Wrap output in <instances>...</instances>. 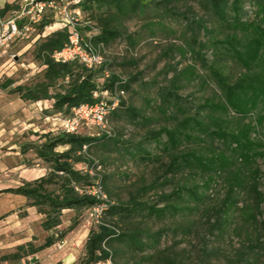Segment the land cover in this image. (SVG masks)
Segmentation results:
<instances>
[{
    "label": "rangeland",
    "instance_id": "1",
    "mask_svg": "<svg viewBox=\"0 0 264 264\" xmlns=\"http://www.w3.org/2000/svg\"><path fill=\"white\" fill-rule=\"evenodd\" d=\"M264 1V0H263ZM11 0H0L3 7ZM141 11L112 16L106 7L81 9V22L89 21L91 27L82 26L85 35L101 30L103 24L116 28L120 35L100 44L98 51L108 65L99 75L114 73L123 80V102L139 112L134 120L123 108L108 117L111 136L94 142L86 150V159L95 161L93 168L77 163L74 167L88 171L95 177L92 194L102 195L111 203H128L130 200L147 206L162 207L159 195L169 194L179 188V197L171 203L179 205V211L170 210L160 218L149 217L146 210L135 212L130 219L119 224L121 233H129L139 227L143 246L136 248L129 242H115L117 264H264L261 244L264 243V201L255 208L251 191L250 170L256 174L258 191L264 196V157L257 158L251 166L240 160L223 170L214 172L194 164H184L176 171L166 173L171 154L193 151L204 161L211 157L213 149L232 155L227 146L196 129L185 132L196 135L194 139H183L175 148H170L162 135L153 141L150 133L161 128L174 129L186 116H194L204 122L210 116H219L228 130H236L239 124L250 122L255 126L251 138L264 143V121L255 125L260 111L257 109L243 118L231 110L227 113L210 112L203 106L207 101L222 100L210 67L235 80L244 69L235 62L220 42L230 33L197 0H151L145 2ZM158 3V4H157ZM241 18L245 22L260 21L255 0H242ZM167 6L168 14L163 10ZM18 4H10L14 10ZM233 18V14L229 13ZM49 20V19H48ZM49 33L28 50L10 45L4 53L0 51V189L15 188L26 180L31 181L45 164L34 153L39 135L58 132L60 118L66 114L40 112L38 106H27L17 93V86H33L42 80L37 72L39 61L34 56L36 45L59 31L56 21ZM255 70H264L260 65ZM67 81V80H66ZM11 83L4 88V85ZM102 78H98V83ZM52 92V89L49 90ZM104 95L102 100H107ZM41 101V100H39ZM38 102V101H37ZM95 127L85 128L79 134L96 137ZM66 148L59 146L57 152ZM38 160V161H37ZM240 171L243 184L229 190L231 176ZM158 177V180H156ZM102 178L104 181H100ZM190 190H196L193 197ZM1 193V192H0ZM0 209L12 207V211L0 216L5 223L13 214V222L2 223L0 238L3 249L16 237L28 236L35 246L44 242L48 233L40 227L39 216L26 210L24 199L14 194L0 195ZM247 208V209H246ZM253 210L254 222L246 220L244 210ZM75 213L65 210L61 215L63 230L71 223ZM104 218L103 209H86L78 215L74 235L55 243L54 247L37 253L24 261L13 264H79L84 256V244L89 230ZM4 225V226H3ZM97 264H112L110 261Z\"/></svg>",
    "mask_w": 264,
    "mask_h": 264
},
{
    "label": "trees",
    "instance_id": "2",
    "mask_svg": "<svg viewBox=\"0 0 264 264\" xmlns=\"http://www.w3.org/2000/svg\"><path fill=\"white\" fill-rule=\"evenodd\" d=\"M143 1L151 2V0H84L80 8L82 9L83 6L84 8H91L94 5L97 9L106 7L107 12L111 13L112 16L116 14L125 15L128 12L141 11L144 7ZM197 1L221 24L227 26L230 33L220 42L232 59L244 69L243 73L231 81L217 67H210V72L216 81L222 100L207 101L203 107L214 113H227L231 110L243 118L258 109L260 114L255 125H261L264 121V70H255L254 68L260 65L264 66V1L255 0L258 7L257 16H260L258 22L242 20V0ZM9 9L10 5L6 4L0 15L3 16ZM163 10L166 13L168 10V14H171L166 5ZM230 12L233 14V18L230 17ZM50 24L51 20L43 21L38 26V30L41 32L44 27ZM119 35V31L109 27L108 22L103 24L101 30H98L91 37L90 43L99 47L100 44L107 43ZM66 38L67 28H63L36 45L34 56L39 61V65L46 66L42 71V80L31 87L19 85L11 92L17 93L20 99L24 101L53 100L51 112L68 116L72 108L81 104L98 102L100 98L93 97L95 91L113 93L115 90L126 89L123 80L114 73H109L105 77L98 76V74L104 73V69L108 65L105 61L93 69H87L78 62H54L51 59V54L63 47ZM99 77L102 78L101 83H98ZM10 85L9 82L4 85V88ZM50 89L52 92L49 91ZM119 108H123L126 114L134 120L139 116V112L133 107L126 106L123 99H120L118 107L110 115H115V111ZM224 124L225 122L219 116H210L207 122L194 116H186L174 129L163 127L150 133V138L153 141L164 135L170 148H175L179 143H182L183 139L192 140L196 138V135L185 132L189 129H196L209 137L211 141H222L232 153L229 156L214 148L207 161H204L201 155L193 151L171 154L165 174L180 169L184 164L189 165L191 163L214 172L227 168L236 160L251 166L255 159L264 157L263 141L251 138L255 126L250 122L241 123L236 130L230 131ZM110 136L111 134L99 133L94 137L61 131L48 132L38 136L43 141L34 147V153L36 158L45 164L47 173L35 180L22 182L15 188H7L1 192L24 197L26 205L34 207L36 212L42 215L43 220L40 222V227L48 235L39 246H35L32 241L18 245L13 253L2 256V260H19L26 256H34L44 248L62 241L78 225L80 212L86 209L101 208L104 218H101L96 226L89 230L84 244V256L79 264H97L108 261L117 264L115 263L116 249L113 246L114 243L129 242L134 247L141 248L143 246L141 235L146 232L135 227L129 233H121L119 231L121 222L130 219L137 211L146 210L149 217L160 218L170 210L174 212L180 210L179 205L170 202L172 197L180 196L179 188L169 194L159 195L160 202L164 204L159 208L154 205L145 206L134 199L128 203L114 204L102 199V195L90 192L95 182V177L90 174V169L94 167L95 161L85 158V149L90 150L94 142L104 141ZM59 146L66 149L57 152L56 148ZM77 163L85 164L90 169L85 172L76 170L74 166ZM257 173L258 169H253L250 170L249 175L256 209L264 201V196L258 191ZM244 178L240 171L233 173L229 190L233 191L234 187H240ZM100 181L104 180L100 178ZM189 192L197 198L196 190ZM246 209L243 211L244 217L246 220L254 222L256 218L254 209ZM65 210H72L75 215L68 227L59 230L61 215ZM261 248L264 254V243L261 244Z\"/></svg>",
    "mask_w": 264,
    "mask_h": 264
},
{
    "label": "built area",
    "instance_id": "3",
    "mask_svg": "<svg viewBox=\"0 0 264 264\" xmlns=\"http://www.w3.org/2000/svg\"><path fill=\"white\" fill-rule=\"evenodd\" d=\"M16 1L18 6L11 11L10 16L6 20L0 19V51L5 52L12 43L17 41L39 38L46 29H51L58 21L61 25L59 30L67 28V38L61 49L52 52L51 59L54 62H78L87 69H93L102 64L103 60L98 47L90 43L91 37L96 33L84 35L81 31L84 25L91 27L89 21L84 22V25L80 21V5L84 0ZM48 19L51 20V24L40 32L38 26ZM45 67V65H38L37 72H42ZM123 94V90H115L113 93L95 91L93 97H99V101L72 108L67 117L58 120L60 123L57 131L79 134L82 129L95 127L99 133L110 134L108 117L118 107ZM104 95H108L107 100H102Z\"/></svg>",
    "mask_w": 264,
    "mask_h": 264
},
{
    "label": "crops",
    "instance_id": "4",
    "mask_svg": "<svg viewBox=\"0 0 264 264\" xmlns=\"http://www.w3.org/2000/svg\"><path fill=\"white\" fill-rule=\"evenodd\" d=\"M14 3H18V1H16V0H11V3H9V5L10 4H14ZM3 9V5H0V12H1V10ZM13 9L10 7V9L3 15V16H1L0 15V19H2V20H6L9 16H10V13H11V11H12ZM49 35V33H46V32H44L39 38H34L33 40H26V41H24V40H22V41H17V42H15V43H12L11 45L12 46H18V47H20L19 48V50H22V51H24V50H28V49H30V48H32V47H34L35 46V44H36V42L37 41H39L40 39H43V38H45L46 36H48ZM2 53H4V52H2ZM39 65V64H38ZM26 103H28V101H25ZM52 104H53V100H41V101H38V102H35V103H32V104H28L27 106L29 107V106H32V105H35V106H38V109L37 110H39L40 112H46V111H50L51 110V108H52ZM38 161V160H37ZM42 170H44V171H46L47 172V169H46V167L45 168H42ZM46 173L45 172H43V173H40L39 175H37V176H35L32 180H35V179H37V178H39V177H42V176H44ZM31 180V181H32ZM26 181H28V180H26ZM2 190L0 189V192H1ZM4 192H1L0 193V195L1 194H3ZM7 195L8 194H12V193H6ZM15 195V194H14ZM15 196H17V197H20V198H22V199H24L25 200V202H26V199L24 198V197H22V196H20V195H15ZM0 200H1V198H0ZM26 210H31L32 212H34V213H36L39 217V219L41 220V218H42V215H40V214H38L37 212H36V210H35V208L34 207H28V206H26ZM10 211H12V207H8V208H6V209H0V216L2 215V214H4V212H6V213H8V212H10ZM13 214H11V218H10V220H7L5 223L2 221V223H4V224H8L9 225V223L10 222H13L14 221V219H13ZM0 222H1V220H0ZM41 222V221H40ZM2 223H0V228L2 227ZM4 226V225H3ZM61 227V225L60 226H58V229ZM77 227V226H76ZM76 227L73 229V230H71L64 238H63V240L66 242V240H67V238H69V236L70 235H74V232H75V229H76ZM27 235L26 236H24V237H20V238H18V237H16L14 240H12V241H10V243L9 242H7V244H6V247H9L10 249L13 247V250H10V251H7V252H0V264H13L15 261L17 262H19V261H24V259H29V257H31V256H26V257H23V258H21V259H19V260H11V259H9V260H2L1 259V257L2 256H4V255H8V254H11V253H13L14 251H15V248L18 246V245H21V244H24V243H26V242H29V241H31V238L28 236V230L25 232ZM2 244H4V241H3V239L2 238H0V250H2L3 249V247L4 246H2ZM55 245V244H54ZM54 245H52V246H50V247H47V248H44L43 250H41V251H39V252H42V251H45V250H48V249H50L51 247H54ZM38 252V253H39ZM36 255V254H35ZM27 264H29V263H27Z\"/></svg>",
    "mask_w": 264,
    "mask_h": 264
}]
</instances>
